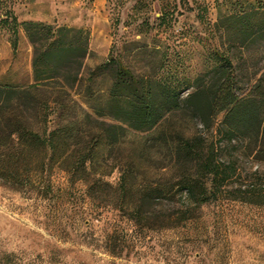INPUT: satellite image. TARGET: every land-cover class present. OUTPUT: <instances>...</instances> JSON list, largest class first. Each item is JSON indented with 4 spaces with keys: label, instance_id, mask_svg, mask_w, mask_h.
I'll list each match as a JSON object with an SVG mask.
<instances>
[{
    "label": "trees",
    "instance_id": "1",
    "mask_svg": "<svg viewBox=\"0 0 264 264\" xmlns=\"http://www.w3.org/2000/svg\"><path fill=\"white\" fill-rule=\"evenodd\" d=\"M220 22L217 29L236 35L229 46L249 39L264 43V0ZM0 24L15 55L20 24L11 10L1 14ZM21 26L32 47V82L0 85L1 182L51 190L50 177L60 170L70 185L84 186L98 213L116 210L141 230L183 226L198 208L223 198L264 205V170L242 174L239 165V155L264 162V74L243 92L233 56L213 47L211 68L180 89L164 78L134 74L118 58L105 103L89 113L71 95L87 53V32L31 20ZM168 119L175 124L165 133L161 126ZM189 124L196 129L186 134ZM128 129L154 130L149 139L168 154L162 182L139 179L141 153L111 158ZM213 130L210 139L203 134ZM222 147L231 150L226 157ZM114 171L115 186L107 179Z\"/></svg>",
    "mask_w": 264,
    "mask_h": 264
},
{
    "label": "rangeland",
    "instance_id": "2",
    "mask_svg": "<svg viewBox=\"0 0 264 264\" xmlns=\"http://www.w3.org/2000/svg\"><path fill=\"white\" fill-rule=\"evenodd\" d=\"M253 3L0 0V16L11 10L20 24L15 55L9 33L0 24V85L32 82V47L21 26L31 20L87 32V53L71 95L89 113L105 103L118 58L134 74L164 78L182 89L211 68L209 53L217 47L233 56L238 85L247 92L264 74V43L249 39L229 46L236 35L217 28H223L222 16L247 10ZM221 119L219 114L215 126ZM173 124L175 120L168 119L161 129L168 133ZM195 129L189 124L184 132ZM153 133L128 129L111 158L141 153L139 179L156 183L167 177L169 171L161 166L168 154L158 140L149 139ZM203 134L210 139L215 132ZM221 149L225 157L231 151ZM239 165L242 174L264 170V162L240 155ZM118 175L114 171L107 179L115 186ZM50 183L51 190L43 191L37 183L15 189L0 181V264H264V205L223 198L198 208L197 217L183 226L141 230L116 210L98 213L84 186L70 185L64 172L55 170Z\"/></svg>",
    "mask_w": 264,
    "mask_h": 264
}]
</instances>
